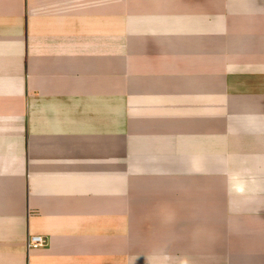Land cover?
<instances>
[{"label": "crops", "instance_id": "0c3cea01", "mask_svg": "<svg viewBox=\"0 0 264 264\" xmlns=\"http://www.w3.org/2000/svg\"><path fill=\"white\" fill-rule=\"evenodd\" d=\"M0 264H264V0H0Z\"/></svg>", "mask_w": 264, "mask_h": 264}, {"label": "built area", "instance_id": "2783aa9c", "mask_svg": "<svg viewBox=\"0 0 264 264\" xmlns=\"http://www.w3.org/2000/svg\"><path fill=\"white\" fill-rule=\"evenodd\" d=\"M47 240L43 236H31L28 238L27 246L29 249L38 248L45 245Z\"/></svg>", "mask_w": 264, "mask_h": 264}]
</instances>
